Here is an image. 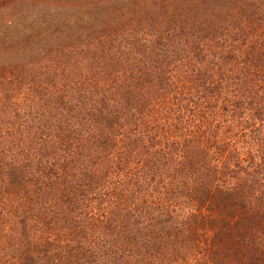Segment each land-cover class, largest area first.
<instances>
[{
	"label": "trees",
	"instance_id": "obj_1",
	"mask_svg": "<svg viewBox=\"0 0 264 264\" xmlns=\"http://www.w3.org/2000/svg\"><path fill=\"white\" fill-rule=\"evenodd\" d=\"M0 264H264V0H0Z\"/></svg>",
	"mask_w": 264,
	"mask_h": 264
}]
</instances>
